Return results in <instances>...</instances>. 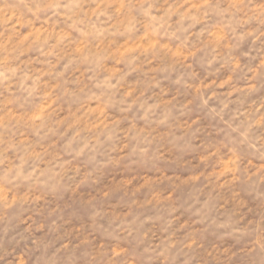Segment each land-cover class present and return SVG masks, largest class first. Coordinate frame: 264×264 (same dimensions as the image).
<instances>
[{
    "label": "clouds",
    "instance_id": "obj_1",
    "mask_svg": "<svg viewBox=\"0 0 264 264\" xmlns=\"http://www.w3.org/2000/svg\"><path fill=\"white\" fill-rule=\"evenodd\" d=\"M18 2L0 7V225L25 247L0 242V264H264V0ZM218 229L243 247L203 248Z\"/></svg>",
    "mask_w": 264,
    "mask_h": 264
},
{
    "label": "rangeland",
    "instance_id": "obj_2",
    "mask_svg": "<svg viewBox=\"0 0 264 264\" xmlns=\"http://www.w3.org/2000/svg\"><path fill=\"white\" fill-rule=\"evenodd\" d=\"M12 5L18 7L20 10L25 11L24 5L20 4L18 0H0V7L3 5ZM241 51H248V45H245ZM35 54V53H34ZM239 55V53H237ZM242 60L247 63L250 60V57H242ZM169 87L174 88V85H169ZM258 97L261 100H264V88L260 90L258 93ZM202 125L205 129V134L207 135V138L213 139L217 136V130L222 127L221 123L218 120H213L207 116L204 115L203 112L200 113ZM260 192H264V188L260 190ZM257 197V193H253L249 199L255 200ZM185 216L187 217L189 223L192 220V216L190 213H185ZM39 216L36 215V219L39 220ZM59 223H62L64 225V231L67 233V238L71 240L73 243H75V238L78 235L79 229L82 227H86L89 223L86 216H84L82 213H80L78 210H76L73 206H69L63 216V219L59 221ZM3 227L4 225H0V242H2L4 249L11 251L12 249H15L17 252L21 251L25 244L21 242L20 244H17V241L19 240V233L23 230L24 225H20L16 227L13 231L9 232L7 235L3 233ZM146 227H151L153 232L155 233V236L153 239L158 237L159 235V225H148ZM97 237L99 234H96ZM15 237V239H13ZM30 243V242H29ZM200 243L203 248H210L213 246L219 247V248H229L232 251H237L243 247L244 239L239 236V234H230L229 230L227 229H218V230H212L207 233H204L201 237ZM93 247H96L97 244L94 240ZM114 246V242L108 241L105 243V247H112ZM81 249L80 251H82ZM71 254V249L66 251L62 254L63 259L66 261L67 257ZM11 258V257H9ZM136 264H146V257L141 256L137 259ZM232 264H253L252 261L242 257L237 256L236 259L232 262Z\"/></svg>",
    "mask_w": 264,
    "mask_h": 264
}]
</instances>
